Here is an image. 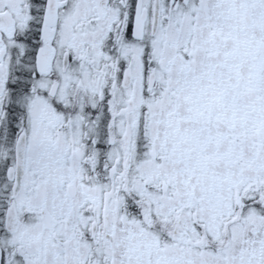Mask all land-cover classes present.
<instances>
[{
  "label": "snow or ice",
  "instance_id": "1",
  "mask_svg": "<svg viewBox=\"0 0 264 264\" xmlns=\"http://www.w3.org/2000/svg\"><path fill=\"white\" fill-rule=\"evenodd\" d=\"M0 264H264V0H0Z\"/></svg>",
  "mask_w": 264,
  "mask_h": 264
}]
</instances>
